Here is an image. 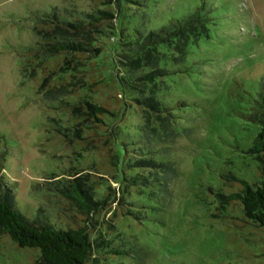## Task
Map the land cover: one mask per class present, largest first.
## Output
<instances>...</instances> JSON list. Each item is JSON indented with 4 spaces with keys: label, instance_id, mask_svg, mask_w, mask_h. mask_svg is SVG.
I'll list each match as a JSON object with an SVG mask.
<instances>
[{
    "label": "rangeland",
    "instance_id": "374dc122",
    "mask_svg": "<svg viewBox=\"0 0 264 264\" xmlns=\"http://www.w3.org/2000/svg\"><path fill=\"white\" fill-rule=\"evenodd\" d=\"M202 1L146 0L128 11L124 25L134 15L148 29L160 27ZM208 1L215 10L209 34L193 41L180 63L179 55H163L159 65L190 67L156 85L161 100L175 108L172 125L155 117L149 107L150 113L119 107L116 97L123 95L111 80L118 67L115 60L124 58L113 50L117 43L113 36L104 41L101 53H90L83 71L70 80L80 86L77 97L112 104L102 132L107 137L119 130L141 137L152 151L166 152L162 158L169 164L171 179L164 192L120 184L106 142L101 144L88 133L72 141L70 126L81 115L61 102V93L51 96L46 87L40 88L46 74L31 55L39 41L38 17L55 10L60 18L69 19L112 7L116 18L111 24L116 26L118 3L12 0L0 7V176L13 186L16 204L27 218L35 219L41 210L43 219L65 230L72 222L66 215L75 211L68 208L62 190L70 186L64 184L78 180L83 186L95 185L101 198L106 188L113 191L111 207L100 208L90 228L102 239L124 241L130 253L107 254L88 264H264L263 232L234 224L231 216L242 215L241 205L223 206L217 197L238 191L235 183L240 178L253 184L261 179L260 162L250 151L258 127L245 116L264 81V0ZM155 173L163 174L152 168L143 177ZM77 222L83 226L85 220ZM39 258L37 249L20 248L0 234V264H37Z\"/></svg>",
    "mask_w": 264,
    "mask_h": 264
},
{
    "label": "trees",
    "instance_id": "16d2710c",
    "mask_svg": "<svg viewBox=\"0 0 264 264\" xmlns=\"http://www.w3.org/2000/svg\"><path fill=\"white\" fill-rule=\"evenodd\" d=\"M115 2L118 3L119 22L116 26L111 24L116 18L112 7L98 8L85 16L69 19L60 18L55 10L52 14L48 12L49 14L38 17L35 33L39 41L31 55L37 60L35 66L40 65L42 73L46 74L42 76L40 88L46 87V94L51 93V96L61 93V102L68 104L75 114L79 112L81 115L79 118L75 117L74 124L70 126L68 135L72 141L83 138L88 133L93 140H101V144L106 142L105 148L110 161L117 168L120 184L150 189L156 187L164 192L168 190L167 182L171 179L169 164L162 158L166 152L152 151L141 137L120 133L114 127L113 131L116 132L112 137H107L102 132L105 131L104 120H109V115L113 113L110 108L112 104L93 103L84 96L77 97L80 86L70 80L77 75L75 72L83 71L81 67L87 63L90 53H101L105 49L104 41L115 37L117 43L113 50L121 51L120 56L124 58V61L115 60L114 64L118 67L113 70L114 77L111 80L116 90L123 95L121 98L116 97V102L121 103L119 107H139L150 113V110L146 109L149 107L155 117L159 116L165 124L172 125L175 108L161 100L157 95L156 85L161 79H167L174 73L188 72L190 67L185 65L173 69L159 65L164 59L163 55H179L180 58L176 60L180 63L187 53L186 48L193 41L209 34V27L215 16L213 2L203 0L182 17L168 19L166 24L149 29L140 24L139 20H135L134 15L129 16L130 22L124 25L128 11L145 4L146 0ZM25 66L22 68L24 74L28 69V66ZM95 83L96 81L91 82ZM69 95L73 103L66 99ZM255 103L245 117L258 127L250 151L260 162L258 169L261 179L253 184L240 178L237 184L235 183L239 186L238 191L218 193L217 197L223 206L241 205L242 215L231 216L234 224L256 228L264 234V81ZM102 135L105 137L102 138ZM149 167L156 168L157 172L162 171V176L155 173L153 177H143L145 171L152 170ZM0 178V234L8 235L20 248L37 249L40 257L36 261L37 264H88L109 255L125 256L130 253L124 241L118 242L114 237L102 239L96 230L90 228L96 221L94 215H99L101 209L112 205L110 194L113 191L109 188L104 190L101 198L97 196L98 189H93L95 185L84 182L83 186L78 180L64 184L70 186V190H62L70 202L68 208L75 211V214L66 215L72 217V222L65 230L55 226L45 217L43 219L41 210H38L35 219L27 218L16 204L13 193L15 190L11 183L4 180V176ZM124 203L122 199L119 202L122 213L125 210ZM132 217H135V214H132ZM77 219L85 220L84 225H80Z\"/></svg>",
    "mask_w": 264,
    "mask_h": 264
},
{
    "label": "clouds",
    "instance_id": "9594fccd",
    "mask_svg": "<svg viewBox=\"0 0 264 264\" xmlns=\"http://www.w3.org/2000/svg\"><path fill=\"white\" fill-rule=\"evenodd\" d=\"M12 2V0H0V7H2L5 3Z\"/></svg>",
    "mask_w": 264,
    "mask_h": 264
}]
</instances>
